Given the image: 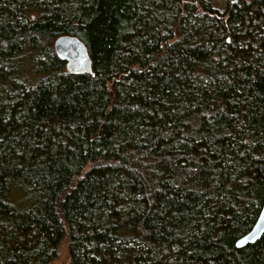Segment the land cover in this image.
<instances>
[{"label": "trees", "instance_id": "obj_1", "mask_svg": "<svg viewBox=\"0 0 264 264\" xmlns=\"http://www.w3.org/2000/svg\"><path fill=\"white\" fill-rule=\"evenodd\" d=\"M263 203L264 0H0V264H264Z\"/></svg>", "mask_w": 264, "mask_h": 264}, {"label": "water", "instance_id": "obj_2", "mask_svg": "<svg viewBox=\"0 0 264 264\" xmlns=\"http://www.w3.org/2000/svg\"><path fill=\"white\" fill-rule=\"evenodd\" d=\"M57 55L66 63L68 72H92V59L85 43L77 36L63 35L55 40ZM264 234V203L260 214L249 232L236 241L238 248L259 240Z\"/></svg>", "mask_w": 264, "mask_h": 264}]
</instances>
